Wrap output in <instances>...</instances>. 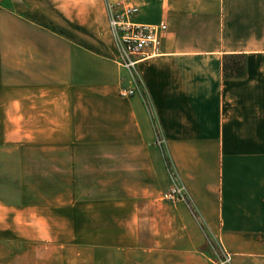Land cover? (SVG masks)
I'll list each match as a JSON object with an SVG mask.
<instances>
[{"label": "crops", "instance_id": "crops-1", "mask_svg": "<svg viewBox=\"0 0 264 264\" xmlns=\"http://www.w3.org/2000/svg\"><path fill=\"white\" fill-rule=\"evenodd\" d=\"M111 1L168 27L140 65L156 127L140 97L120 95L104 0H0V118L26 157L39 151L55 199L41 208L55 243L30 261L214 264V241L230 264H264V0ZM230 55L244 56L242 78L225 77ZM167 158L200 220L163 199Z\"/></svg>", "mask_w": 264, "mask_h": 264}, {"label": "rangeland", "instance_id": "rangeland-1", "mask_svg": "<svg viewBox=\"0 0 264 264\" xmlns=\"http://www.w3.org/2000/svg\"><path fill=\"white\" fill-rule=\"evenodd\" d=\"M6 105L0 101V110L6 111ZM6 130L7 124L0 118V264H39L31 262V258L43 253L44 244L55 243L54 225L46 222V218H54V209L41 208H45L46 203H54L55 199L45 197L46 192L42 191L45 183L40 181L39 175L41 166L32 165L34 161L38 163L34 158L38 159L39 151L28 149L29 158L26 157L23 146L18 145L22 143L23 134H17L16 138L10 136V140ZM28 137L38 139L35 134ZM24 193L25 199L22 198ZM20 203H25L30 209H12ZM30 243L35 245V252L31 250ZM212 243L220 253L219 244ZM209 251L215 255L211 245Z\"/></svg>", "mask_w": 264, "mask_h": 264}, {"label": "built area", "instance_id": "built-area-1", "mask_svg": "<svg viewBox=\"0 0 264 264\" xmlns=\"http://www.w3.org/2000/svg\"><path fill=\"white\" fill-rule=\"evenodd\" d=\"M104 1L110 32L116 47L117 61L125 73L120 95L128 98L140 97L147 109L149 119L156 127V111L147 91L140 65L143 61L160 54L162 40L168 27L164 22L155 25L137 22L136 17L140 9L134 4L123 1ZM165 144L164 137L157 129L155 146L165 152ZM166 161L171 186L163 194V199L171 203L185 204L191 213L200 220L197 208L177 168L169 158ZM210 245L215 253L212 255L214 264L231 263L230 254L222 248L221 252L217 253L213 243Z\"/></svg>", "mask_w": 264, "mask_h": 264}, {"label": "trees", "instance_id": "trees-1", "mask_svg": "<svg viewBox=\"0 0 264 264\" xmlns=\"http://www.w3.org/2000/svg\"><path fill=\"white\" fill-rule=\"evenodd\" d=\"M223 70L225 77L242 78L245 74L244 56H227L223 63Z\"/></svg>", "mask_w": 264, "mask_h": 264}]
</instances>
